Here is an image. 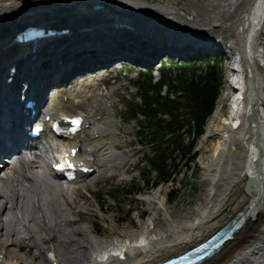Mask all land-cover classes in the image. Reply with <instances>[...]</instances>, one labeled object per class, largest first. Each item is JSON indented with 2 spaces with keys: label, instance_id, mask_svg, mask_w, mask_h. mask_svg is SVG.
<instances>
[{
  "label": "bare ground",
  "instance_id": "obj_1",
  "mask_svg": "<svg viewBox=\"0 0 264 264\" xmlns=\"http://www.w3.org/2000/svg\"><path fill=\"white\" fill-rule=\"evenodd\" d=\"M203 1L209 9L217 12L238 8L237 16L231 23L219 24V27L237 24V50L214 41L208 35L209 29L217 26L214 19H208L206 14L194 8L184 13L179 7H175L174 0H0V88L4 90V80L8 79L11 68L19 69L18 72L29 74L30 79L35 77L39 83L46 84L56 73L67 76L70 68L76 71L85 67L90 69L95 65L98 69L94 71H99L113 59L135 55L136 52L125 47L119 49L123 39L127 43L129 39L137 42L143 53L141 59L144 63L158 57L151 47L153 49L168 44L171 40H179V35H193L192 38L197 43L204 42V45H207V38L213 40L214 49L217 52L220 50V54L226 53L227 60L225 88L220 93L227 104L224 109L218 106L214 110L211 116L214 119L207 125L208 132L205 135L212 136L213 141L206 150L207 163L203 166L202 174L208 186L192 216L171 214L165 203L161 202V207L158 208L164 213V223L158 224L154 217L149 229L139 230L130 237V234L125 236L110 249L90 246V238L87 237L82 241L76 240L75 243L79 249H83L82 252L77 248L75 256L63 255L52 241L58 235L63 243L75 240L70 236L72 231L62 228V224H70L67 213L84 217L90 214L80 209L83 205L79 206L78 202L75 203L66 192L60 190L57 179L52 178L49 173L36 175L30 169V162L23 160L20 165L11 167L12 174L5 171L6 177L0 178V183H3L0 186V200L6 199V204L0 207V246H4L5 253L12 255L8 260L0 249V264H23L22 255H18V252L26 251L21 245L18 252H9L10 247L17 245L20 238L32 241V246H36L43 254L44 264H155L187 249L236 214L242 216L244 221L232 238L224 241L222 247L211 257L197 264H264V76L255 63L256 59H260L262 63L264 51L261 49V53H257L258 50L252 47L254 35L264 21V0ZM179 14L187 16L184 21L190 24L189 27L183 24V18ZM202 16L206 23L199 21ZM123 18H127L128 23L135 26L134 29L125 28L114 35L103 30L111 27L112 21ZM35 21L68 23L66 26L74 35L35 44V50H38L36 54H33L31 45L8 44L11 38L7 34L14 28ZM90 43L95 45L89 48ZM80 45L87 49L79 50ZM233 52L237 53V59H233ZM238 58L242 61L240 64L237 62ZM86 80L87 84L80 83L78 90L72 83L53 88L48 96L47 108L50 114L59 116L82 113L84 122L88 124L75 135L63 133L60 149L64 151L71 145H80L82 150L76 157L82 160L87 157L89 163L98 167L97 171L120 167L117 163L119 157L113 151L119 145L114 143V121L104 103L103 97L106 95H89L86 87L91 85V79ZM13 81L10 82V87L14 90ZM92 83L96 85L97 80ZM5 101V97H0V148L6 144L14 145L21 137L17 131L20 127L17 122L21 123V120L17 118L15 121L12 118L14 109L3 111L1 105ZM97 115H101L100 118ZM8 123L9 135L6 134ZM12 131L16 133L13 135ZM1 151L3 149H0V153ZM92 155H95L93 160ZM101 172L84 175L82 180H74L71 184L82 185L87 190L88 184L97 181ZM247 183L250 185L249 193L245 191ZM57 194L61 195L58 199L64 198V203L68 206L66 211L67 207H61L62 202L56 199ZM81 200L86 202L87 198ZM76 207L79 209L72 211ZM17 210L20 214L16 213ZM8 211L15 212V219H5L4 215ZM47 219L49 223L46 222ZM19 220L26 229L25 237L18 234L16 225ZM36 221L40 223L37 225L40 231L29 224ZM41 230H50V233L38 237L36 233L42 232ZM74 231L72 234H78V230ZM32 246H29L27 254ZM46 249L54 252L55 257L50 259L51 262L47 260ZM117 250H124L125 258L120 259ZM36 258V255H31L28 264H35ZM70 259L73 262L70 263Z\"/></svg>",
  "mask_w": 264,
  "mask_h": 264
},
{
  "label": "rangeland",
  "instance_id": "obj_2",
  "mask_svg": "<svg viewBox=\"0 0 264 264\" xmlns=\"http://www.w3.org/2000/svg\"><path fill=\"white\" fill-rule=\"evenodd\" d=\"M156 1L163 2L165 0ZM174 1L175 7H179L182 11H184V13L190 12L191 8H194L198 9L200 13L206 14L208 19H214L217 22V26L210 28L208 35L211 36L213 40L215 39L216 42H222L224 44L229 43L232 49H236L235 44H238L239 42V36L236 30L237 24H228L227 27H219V24L225 22L231 23L237 16L238 8L235 10L232 9L230 11L224 10L217 12L215 9H209V7L204 4L203 0ZM202 17L203 18H200L199 21L206 23V19L204 16ZM183 24L186 23L183 22ZM258 29L259 30L257 33L254 35L252 47L254 50H258L257 53H261V49L264 51V21ZM209 44L211 46L212 42L210 41ZM219 51L220 50H218V52ZM219 56H221V54ZM175 61L181 63V61H178V58H175ZM263 61L261 63L260 59H256L255 62L257 63L258 70L262 76H264ZM169 63L170 62H168V65ZM128 64L134 66L136 69H119V64H115L113 61V64L111 63L106 67H102L101 70L92 75V78L103 76V79L100 80L98 84L91 86L89 95H106L103 97L104 103L108 106L109 114L114 121V143L119 145V147L113 151L119 157L117 163H119L118 166L120 167L115 169L106 168L102 174L98 175L99 177L97 181L88 184L87 190L85 188H79L75 190L76 188H74V186L69 188L68 196L74 199L75 203L78 202L79 206L83 205L80 209L88 212L90 216L84 217L82 215L79 216L72 213L71 215L70 212L67 213L70 219V224H62V228H65V230L69 232L72 231V233L75 232L74 230H78V234L74 235L70 233V236L72 235V237L75 239L73 240L74 243L72 241L68 242V244L66 242H61V237H59V235L55 237L56 239H53L52 242L55 244L58 250L62 251L63 255H76L78 252L77 251L74 253V251L78 248L75 243L76 240L82 241L87 237L88 239L90 238V246L94 248H98L99 246L100 249L108 247L110 249L113 247V244L119 243L120 240L125 238V236L130 234L128 236L130 237L132 234L139 232V230L143 231L149 229L150 226H152L151 221L154 219V217L156 218L158 224L164 223V213L160 208H158L161 207V202L165 203L171 214H178L179 216H192L193 213L196 212L198 205L201 203L203 199L202 196L208 186L207 181L203 179L202 172L203 166L207 163L206 150L209 147V143H211L213 140L211 141L212 136L205 135V133L208 132L207 125H209L214 119L211 117L214 111L208 116L204 127L205 132L196 139L194 152H197V157L191 167H187L186 163H184V160L177 157L174 162H168V164L171 166L175 164L176 169L178 170L174 178L168 182L159 183L157 186L152 187V189L145 188L143 178L145 177L144 174L146 175L149 166H145L144 162H141L142 159L140 156L144 155L143 157L148 158V160L154 156V151L146 144V141L150 138V132L146 131L145 134L138 133L137 130L139 120L143 119V117L142 115L133 117L131 111L127 110V105L129 103L141 102L138 97L136 98L137 90L132 86V84L137 77L138 71L140 69L146 70L147 68H144L138 64L134 65L129 61ZM160 64L161 63L158 60V62H154V65L150 67V69L155 70L152 73L154 74L155 80L160 78V74H158L156 71V68ZM223 69L227 75L225 60L223 63ZM226 75L224 78H226ZM224 88L225 84H223L219 91L215 109H217L218 106L224 109L227 104L226 99H222L220 94ZM166 92H168V90L167 88H164L163 93ZM125 169H128V171ZM4 170L10 174L13 173V171H11V165L4 167L2 171ZM112 173L113 175L110 176ZM149 176L151 179L157 177L155 172H152V174ZM137 188L141 190V194L138 192H131L129 194L128 191L130 189ZM173 190L176 191L175 195L172 193ZM61 191H65V188H62ZM102 193L107 194L101 196ZM60 196V194H57L56 199L60 203L62 202L61 207H67L65 209L66 211L68 206L66 203H64L63 197L58 199ZM84 197L87 198L86 202L81 200ZM78 209L79 208L76 207L72 211H77ZM14 213L15 212L11 213L8 211L4 215L5 219H15V216H13ZM16 213L20 214L18 210ZM36 214H38V212H36ZM38 221L35 223L30 222L29 224L36 228V230L40 231L39 227L37 226L40 224ZM46 222L49 223V219H47ZM16 227L19 230L18 232H20L18 234L25 237L26 229L23 227V224L20 222V220ZM49 233L50 230L45 232H37L36 235L39 237L41 235H49ZM4 239L7 241L6 238ZM30 245L32 246L31 240L24 241V246L22 247L23 250L27 252ZM43 247H47V245H43ZM0 249L4 254L6 251L4 246L1 245ZM18 249L19 246L12 245L9 252H18ZM30 249L31 250L29 254L22 251L18 252V255H22L23 264H28L31 261V255H36L37 257L34 260L35 264H44L43 254L39 252V249L36 246L30 247ZM77 250L82 252L81 250L83 249L78 248ZM5 256L8 260H10L12 257V255H9L8 253H5ZM71 262H73V259H70V263Z\"/></svg>",
  "mask_w": 264,
  "mask_h": 264
},
{
  "label": "trees",
  "instance_id": "obj_3",
  "mask_svg": "<svg viewBox=\"0 0 264 264\" xmlns=\"http://www.w3.org/2000/svg\"><path fill=\"white\" fill-rule=\"evenodd\" d=\"M151 72H139L135 84L142 103L131 104L129 108L134 115L139 112L143 116L140 133L150 132L146 144L154 156L147 161L150 165L145 178L147 186L174 178L178 170L168 162L177 157L187 167L194 163L196 139L205 132L225 77L223 60L217 56L163 63L158 68L161 77L157 81ZM164 88L168 92L163 93ZM152 172L157 176L154 179L149 176ZM175 192L172 191L173 195Z\"/></svg>",
  "mask_w": 264,
  "mask_h": 264
},
{
  "label": "water",
  "instance_id": "obj_4",
  "mask_svg": "<svg viewBox=\"0 0 264 264\" xmlns=\"http://www.w3.org/2000/svg\"><path fill=\"white\" fill-rule=\"evenodd\" d=\"M130 8H131V7H129V9H130ZM179 16H182L181 19L183 18L182 20H185V21H186L187 16H184V15H182V14H179ZM157 43H158V42H157ZM257 160H258V159H257ZM258 163H260V160H258ZM258 168H259V167H258ZM258 168H257V169H258ZM249 186H250L249 183H247V184L245 185V191H246L247 193L250 192V190H249L250 187H249Z\"/></svg>",
  "mask_w": 264,
  "mask_h": 264
},
{
  "label": "snow or ice",
  "instance_id": "obj_5",
  "mask_svg": "<svg viewBox=\"0 0 264 264\" xmlns=\"http://www.w3.org/2000/svg\"><path fill=\"white\" fill-rule=\"evenodd\" d=\"M73 123H79V121L78 120H73Z\"/></svg>",
  "mask_w": 264,
  "mask_h": 264
}]
</instances>
